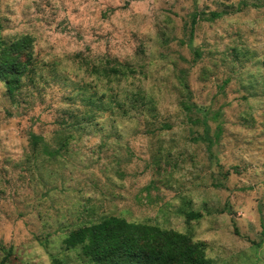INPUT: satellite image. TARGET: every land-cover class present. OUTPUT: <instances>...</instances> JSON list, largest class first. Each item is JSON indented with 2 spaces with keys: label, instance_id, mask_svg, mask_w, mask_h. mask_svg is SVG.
<instances>
[{
  "label": "clouds",
  "instance_id": "1",
  "mask_svg": "<svg viewBox=\"0 0 264 264\" xmlns=\"http://www.w3.org/2000/svg\"><path fill=\"white\" fill-rule=\"evenodd\" d=\"M0 264H264V0H0Z\"/></svg>",
  "mask_w": 264,
  "mask_h": 264
}]
</instances>
